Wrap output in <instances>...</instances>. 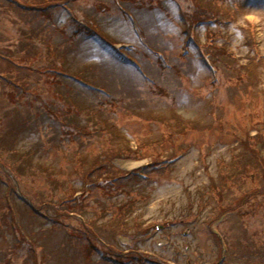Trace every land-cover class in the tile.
<instances>
[{
	"label": "rangeland",
	"instance_id": "rangeland-1",
	"mask_svg": "<svg viewBox=\"0 0 264 264\" xmlns=\"http://www.w3.org/2000/svg\"><path fill=\"white\" fill-rule=\"evenodd\" d=\"M209 1L0 0V264H264V0Z\"/></svg>",
	"mask_w": 264,
	"mask_h": 264
},
{
	"label": "trees",
	"instance_id": "trees-1",
	"mask_svg": "<svg viewBox=\"0 0 264 264\" xmlns=\"http://www.w3.org/2000/svg\"><path fill=\"white\" fill-rule=\"evenodd\" d=\"M204 1V0H203ZM209 0H206V2H208ZM211 1H214V0H210L209 1V4H212L211 3ZM196 8V9H195ZM194 8V6L193 5H188V7H187V10L186 11H184L182 14H183V17L184 18H188V17H192V23L195 21V20H197V19H203V18H199V17H204V16H206V17H204L205 19L204 20H208L209 18H211L209 15H210V13L211 14H213L214 15V17H213V19H220V15H219V9H215L214 8V6H213V8L211 7V6H201V8H197V7H195ZM200 9V10H199ZM197 11H198V13H197ZM208 14V15H207ZM200 15V16H199ZM211 20H212V18H211ZM213 46H215V48H218L217 50V52H214V53H212V54H214V57H217L218 59H223V57L224 56H230V54H228V52H230V51H228L227 49H226V47L224 46H221V47H219L217 44H213ZM225 48V49H224ZM118 52V56H119V59L121 60V58L123 57L122 55H121V53H119V51H117ZM224 62V61H223ZM237 62V61H236ZM228 63H229V61H228ZM235 63V62H234ZM234 63L232 64V68L234 69V70H236L237 69V65H234ZM229 64H231V63H229ZM63 75L65 76L66 75V77H71V78H74L75 80H78L77 79V77L76 76H74V75H72V74H67V73H63ZM63 76V77H64ZM91 91L92 90H94V89H90ZM84 129V128H83ZM256 160V159H255ZM115 262H119V263H121L122 262V260H115ZM144 263V262H143ZM145 264V263H144Z\"/></svg>",
	"mask_w": 264,
	"mask_h": 264
}]
</instances>
